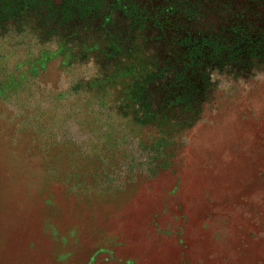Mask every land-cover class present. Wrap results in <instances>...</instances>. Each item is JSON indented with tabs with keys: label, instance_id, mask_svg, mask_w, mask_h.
I'll return each mask as SVG.
<instances>
[{
	"label": "rangeland",
	"instance_id": "rangeland-1",
	"mask_svg": "<svg viewBox=\"0 0 264 264\" xmlns=\"http://www.w3.org/2000/svg\"><path fill=\"white\" fill-rule=\"evenodd\" d=\"M0 264H264V0H0Z\"/></svg>",
	"mask_w": 264,
	"mask_h": 264
}]
</instances>
